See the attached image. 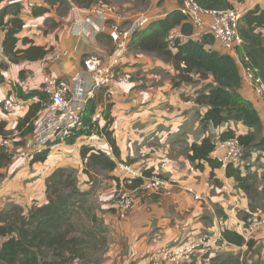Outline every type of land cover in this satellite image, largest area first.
Here are the masks:
<instances>
[{
  "label": "crops",
  "instance_id": "1",
  "mask_svg": "<svg viewBox=\"0 0 264 264\" xmlns=\"http://www.w3.org/2000/svg\"><path fill=\"white\" fill-rule=\"evenodd\" d=\"M19 1L23 6L25 21L19 33V46L27 47L29 44L25 45L22 39L29 38L35 45L44 46L50 51L36 61L10 62L3 50L6 31L0 27V62L7 65L0 69V75L3 76V80L0 79V120L7 121V129L14 132L7 139L0 136V144L8 146L13 152L11 162L0 167V207L12 202L27 212L33 204L47 203V177L56 168H74L81 190L95 193L100 204L98 209L106 210L104 220L106 224L111 223L114 229L111 231L112 240L108 243L106 258L96 264H151L162 248L192 240L202 233H207L210 241L197 254L194 264H219L222 260L227 264H264V223L251 229L250 224L246 226L243 219V216L251 213L252 216L248 217L263 220L264 200L259 201L252 195L250 182L246 185L248 190L238 188L235 180L227 176V166L214 169L212 177L208 162H203V167L197 168L189 157L192 144L199 143L205 136L218 137L222 130L229 127L237 132L248 131L242 123L234 122L217 128L210 125L207 130H202L200 119L206 108L197 104L195 97L199 90L213 81V76L208 79L195 76L193 82L175 85L178 71L171 62L164 61L155 53L130 48L120 54L115 47L111 22L130 28L141 18L156 20L179 8L178 1L149 0V7L138 11L135 0H116V3L110 0L117 7V15L111 17L99 33L86 24L87 32L81 36L71 33L75 19L72 8L65 15H60L59 6L55 5L44 15L33 16L30 3L47 5L45 0ZM230 1L244 12L256 4L264 8V0ZM6 5L8 2L0 4V12ZM76 8V15H89L88 8ZM48 23H52V26L48 27ZM209 47L228 52L240 60V54L214 40ZM64 51L68 52L67 56L51 61L55 53ZM91 55H97L105 62L117 60L120 69L133 75L131 84L120 83L111 87L112 95H108V88H98L93 93L97 104L92 117L98 122L105 121L103 114L108 104H111L114 136L120 156L113 154V148L105 136L91 132L90 135L76 136L68 143L52 144L44 162L32 163L31 155L41 148L35 143V131L22 136L16 126L30 110V104L39 98L23 99L19 97L18 90L22 89L26 93L34 89L41 90L47 72L66 80L79 74L84 85L89 87L91 77L85 71L84 59ZM45 59L48 61L45 62ZM36 63L38 66H35ZM47 63L51 64L47 66ZM240 68L243 75L240 92L258 109L264 126V102L245 79L241 64ZM19 69H25L20 79ZM39 69H42V74ZM9 98L21 100L19 110L13 112L15 109H4V102ZM44 113L43 108L39 112L40 119ZM83 145L106 152L118 163L128 162L161 175L171 180L172 184L158 194L142 196L137 205L123 212L113 201L117 189L115 177H121L119 169L103 170L105 174L100 175L95 172L97 170L87 168L80 153ZM221 152L215 149L212 156L218 158ZM256 159V155H253L246 160L243 174L247 175L249 181L254 171L257 172L258 180L261 175L264 179L261 167L254 163ZM259 165L264 166L263 163ZM85 168L89 169L91 175L84 171ZM188 188H192L201 199H196ZM258 190L264 194V184L259 183ZM224 229L236 230L245 237L246 242L236 245L224 241ZM248 240H253L251 248L247 245Z\"/></svg>",
  "mask_w": 264,
  "mask_h": 264
},
{
  "label": "trees",
  "instance_id": "2",
  "mask_svg": "<svg viewBox=\"0 0 264 264\" xmlns=\"http://www.w3.org/2000/svg\"><path fill=\"white\" fill-rule=\"evenodd\" d=\"M96 1L45 0L47 5L32 6L31 14L33 16L44 15L51 11L55 5L59 6V11H69L75 5L86 9ZM143 1L145 4L149 3V0ZM161 1L159 0V2ZM177 1L180 5L179 8L169 11L162 18L150 20L145 25L135 28L132 31L128 48L140 52L155 53L164 61L171 62L178 71L175 85L182 82H193L195 76L200 79H208L213 76V81L199 90L195 97V102L206 108L200 119L202 130H207L210 124L217 128L234 122L242 123L248 128V131L237 132L234 128L229 127L222 130L218 137L205 136L199 143L192 144L189 157L197 168H202V163L208 162L212 168L211 175L213 177L214 169L222 166V162L212 156L217 144L230 138L239 139L244 152L243 164L240 166L228 164L226 174L235 180L238 188L248 190L250 185L249 187L246 185L249 183V179L247 175L243 174L247 166L246 160L253 155H256L257 158L258 156L264 157V126L258 109L249 98L240 92L243 80L240 64L256 69V73L264 82V8L260 4H256L247 9L241 17L239 31L244 43L235 50L237 54H240L238 61L228 52H220L209 47L214 40L211 34H204L202 38L194 37V25L181 10L182 0ZM197 1L202 7L208 9L237 7L230 0ZM4 2H8V5L0 12V27L6 31L3 42L5 56L13 63L44 58L50 49L35 45L32 39L23 38L22 42L29 45L27 47L19 46V33L25 25L21 2L19 0H0V4ZM175 31L181 32L187 38L170 39V33ZM18 94L19 97L26 100L34 97L39 98L30 106L28 113L19 120L16 126L20 135L25 136L35 131L40 119L39 112L44 108L42 102H47L48 96L42 89H34L27 93L19 89ZM96 104L94 95H92L85 107L84 120L92 127V130L99 123L92 117L96 110ZM103 115L105 124L101 131L110 142L113 154L119 157L120 150L114 136L110 103ZM91 132L90 130H77L66 143L71 142L76 136L90 135ZM13 133L7 129V121L0 120V136L7 139ZM52 144H59V141L48 142L41 149H37L33 153L31 162H44L49 156ZM80 153L89 169L94 171L119 169L116 160L93 146L83 145ZM12 157L13 152L10 148L0 144V167L7 166ZM87 168L84 171L90 174ZM143 171L146 175L153 174L146 169ZM251 178L250 175V180ZM115 179L118 187L121 177H115ZM90 193L91 191L81 190L74 168L59 167L47 177V203L33 204L27 212L22 206L14 203L0 209V264H96L101 240L98 238L99 233L94 230V227L89 228L82 225L77 219L80 208L88 201ZM249 215L252 216L251 213L243 216L246 226ZM94 219L97 220L96 215ZM222 236L224 241L236 245L246 242L245 237L236 230L224 229ZM209 241L210 238L207 242ZM205 244L197 253L204 250L207 246ZM247 245L251 248L253 240H248ZM194 257L184 264H194ZM219 264L227 263L222 260Z\"/></svg>",
  "mask_w": 264,
  "mask_h": 264
},
{
  "label": "built area",
  "instance_id": "3",
  "mask_svg": "<svg viewBox=\"0 0 264 264\" xmlns=\"http://www.w3.org/2000/svg\"><path fill=\"white\" fill-rule=\"evenodd\" d=\"M30 6L32 7L34 4L30 3ZM72 9L75 12V19L71 26V33L75 36L86 34V24H89L94 32H102L104 26L108 24V20L117 15L116 6L109 0H97L88 8L89 15L87 17L76 15V5ZM181 10L194 25V37L202 38L204 34H211L216 42L231 51H235L243 45L244 39L240 34L239 24L244 10L240 7L208 9L202 7L197 0H182ZM148 21L149 19L146 17L141 18L130 28H126L118 22L110 23V27L115 34V47L120 54L129 49L128 43L132 31L145 25ZM178 37L181 39L187 38L178 31L171 32L169 35L172 40ZM67 55V51L57 52L51 61L55 62ZM46 61L48 59H45ZM84 66L85 71L91 77L89 87L84 85V81L79 74L70 80L56 78L49 74L44 76L42 91L48 96V101L43 102L45 113L35 129V143L39 147L42 148L48 142L56 140L59 143H66L77 130H90L104 136L101 128L105 121L97 123V127L92 130V127L86 124L84 120L85 107L89 97L98 88H108L107 93L110 95L113 94L111 89L113 84H131L133 82L132 73L120 69L117 60L105 62L103 58L91 55L84 59ZM243 70L245 79L264 102V82L256 73V69L243 66ZM20 105L21 100L9 98L4 102V109L11 111L19 108ZM216 149L224 151L223 155L218 156L223 166L228 164L240 166L243 164L244 152L239 139L223 140L217 144ZM118 167L121 173V181L115 191L114 200L116 206L123 212L139 203L142 196L158 194L172 184L171 180L157 174L146 175L143 169L136 168L128 162L121 161L118 163ZM188 190L194 193L196 199H201L192 188H188ZM247 221L251 229L259 223H264V219L254 220L252 217H249ZM209 238L207 233H202L192 240L164 247L154 258L152 264H184L194 257Z\"/></svg>",
  "mask_w": 264,
  "mask_h": 264
},
{
  "label": "rangeland",
  "instance_id": "4",
  "mask_svg": "<svg viewBox=\"0 0 264 264\" xmlns=\"http://www.w3.org/2000/svg\"><path fill=\"white\" fill-rule=\"evenodd\" d=\"M112 1L116 3V0H112ZM112 1H110V2L112 4H114ZM152 4H153V6H157L156 3H152ZM149 5H150L149 3L145 4L143 0H135V7H136V9L138 11L146 10L149 7ZM67 12L68 11H62V10L59 11L60 15H65ZM117 12H118V10H117ZM47 26L51 27L52 23H48ZM127 28H129V27H127ZM50 64L51 63H47V66H49ZM35 66H38V64L36 63ZM6 67H7V65L5 64V62H0V69L6 68ZM24 70L25 69H22V70L19 69L18 70V78L19 79L23 77ZM39 72L42 74V69H39ZM50 73L51 72H47V74L51 75ZM0 79L3 80V76L2 75H0ZM116 84H120V83H116ZM116 84H113L112 87H114ZM30 105H32V103ZM17 110H19V108H16L13 112H15ZM223 154H224V151H222L220 155H223ZM254 163H258L257 166L261 167L260 169L262 170L261 174H264V166L259 165L260 163L264 164V160H262V157L258 156V158L256 159V161ZM135 167L139 168V169H143V168H140V167H137V166H135ZM95 172L99 173L100 175H104L105 174V171L103 172V170H101V169H98ZM76 173H77V170H76ZM261 176L259 177V180H258L257 172L254 171V173H251V177L252 178H251V181H249L250 182L249 184H250V187H251V193L259 201L262 200V199L264 200V194L261 191L258 190L259 183L260 184H264V179H262ZM256 186H257V188H256ZM113 201H114V204H115L114 198H113ZM11 204H12V202L6 203L5 206H1L0 209L8 207ZM99 205L100 204H99V202H98V200H97V198L95 196V193L91 192L90 195L88 196V201L85 202L82 205V207L80 208V212L81 213L79 212V215H77V219H78L79 222L82 223V225L84 224V225L88 226L89 228L94 227V230H96L99 233V235H98L99 237L98 238H101V240L99 242L100 249L97 251L98 252L97 253V261H98L97 263H100L101 261H103L106 258L107 246H108L109 241L112 240L111 231L114 230V229H112L111 223H107L106 224V222L104 220V215L106 213V210L98 209ZM135 205H137V204H135ZM95 215L97 216V220L94 219ZM105 239H106V241H105ZM104 241H105V243H104ZM197 254L194 255L195 256L194 258H196Z\"/></svg>",
  "mask_w": 264,
  "mask_h": 264
}]
</instances>
